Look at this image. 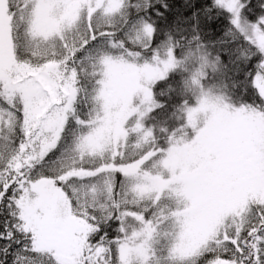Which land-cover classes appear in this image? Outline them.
<instances>
[{
	"label": "snow or ice",
	"instance_id": "obj_1",
	"mask_svg": "<svg viewBox=\"0 0 264 264\" xmlns=\"http://www.w3.org/2000/svg\"><path fill=\"white\" fill-rule=\"evenodd\" d=\"M0 264H264V0H0Z\"/></svg>",
	"mask_w": 264,
	"mask_h": 264
}]
</instances>
